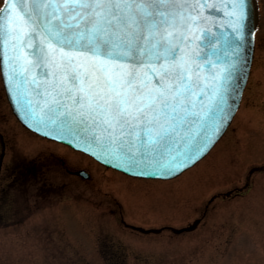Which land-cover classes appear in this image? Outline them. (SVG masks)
Returning a JSON list of instances; mask_svg holds the SVG:
<instances>
[{
    "label": "snow or ice",
    "instance_id": "obj_1",
    "mask_svg": "<svg viewBox=\"0 0 264 264\" xmlns=\"http://www.w3.org/2000/svg\"><path fill=\"white\" fill-rule=\"evenodd\" d=\"M220 12L230 31L213 30ZM250 22V0H11L0 76L43 135L169 177L230 118Z\"/></svg>",
    "mask_w": 264,
    "mask_h": 264
},
{
    "label": "rangeland",
    "instance_id": "obj_2",
    "mask_svg": "<svg viewBox=\"0 0 264 264\" xmlns=\"http://www.w3.org/2000/svg\"><path fill=\"white\" fill-rule=\"evenodd\" d=\"M257 9L239 110L212 151L169 180L127 176L30 132L0 76V264H264V0ZM198 219L181 234L125 227Z\"/></svg>",
    "mask_w": 264,
    "mask_h": 264
},
{
    "label": "water",
    "instance_id": "obj_3",
    "mask_svg": "<svg viewBox=\"0 0 264 264\" xmlns=\"http://www.w3.org/2000/svg\"><path fill=\"white\" fill-rule=\"evenodd\" d=\"M11 2V0H5L3 7L1 8V10H3V8H6L8 6V4ZM214 3H216L217 6H221V0H213ZM250 11H251V22L249 24V31H251L252 28L255 29L254 34H252L250 37H248L247 43L245 44V48H244V53L246 55V60L243 64H241L239 66V71H237L236 73V79H235V83L237 85L236 87V91H235V95L230 98V104L232 107V111H231V116L230 118L225 122V125L223 126L221 132L218 133L217 137L214 139V142H212L209 147L206 149V151L204 152V154L199 157L197 160H195L194 162H192L188 167H186L183 170L178 171L177 174L169 176V177H149V176H140L138 174H134L132 172H128V171H124L121 170L117 167L114 166H110L105 162H102L101 160L97 159L96 157L90 155L89 153L82 151L79 147H77L75 144H69L67 142H62L61 140L53 137V136H45L43 135L40 131H37L34 125H31V123L29 121H27L24 118V113L23 111L20 110V105L18 103H16V95L15 93L10 94L9 88L10 85L6 84L5 79L3 78V82H4V86L6 89V94H7V98L8 101L10 103V106L13 110V113L15 114V116L18 118V120L29 130H32L33 132L46 137L48 139L51 140H55L64 144L69 145L70 147L82 151L90 156H92L93 158H95L98 162L104 164L107 167L119 170L127 175L130 176H134V177H140V178H148V179H162V180H168V179H172L177 177L178 175H180L182 172H184L185 170L191 168L192 166H194L197 162H199L201 159H203L210 151L211 149L216 145V143L220 140V138L223 136V134L225 133V131L227 130V128L229 127V125L231 124L233 117L235 116V114L237 113L239 106L241 104V100H242V96H243V92L244 89L246 87L248 78H249V74L251 71V66H252V62H253V55H254V50H255V35H256V28H257V23H258V17H257V0H250ZM221 21L223 23H221ZM228 17L225 16L223 14V12L217 13L216 14V23L218 25V27L214 28V31H219V32H225V31H230V29L228 28ZM0 170H1V162H0ZM77 174L82 175L84 177H88V174L85 171H79ZM200 219H198L197 221H195L192 225L187 226V227H182V228H172V227H164V228H151V229H145L142 227H138V226H133V225H129L127 224V226L130 228H132L133 230H137L143 233H159L161 232L163 229H169L171 231H173L174 233L177 234H181L183 232L186 231H191L194 230L196 228V226L199 224Z\"/></svg>",
    "mask_w": 264,
    "mask_h": 264
},
{
    "label": "flooded vegetation",
    "instance_id": "obj_4",
    "mask_svg": "<svg viewBox=\"0 0 264 264\" xmlns=\"http://www.w3.org/2000/svg\"><path fill=\"white\" fill-rule=\"evenodd\" d=\"M76 152V151H75ZM80 170H83V169H80ZM79 171V170H78Z\"/></svg>",
    "mask_w": 264,
    "mask_h": 264
}]
</instances>
